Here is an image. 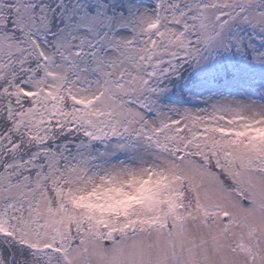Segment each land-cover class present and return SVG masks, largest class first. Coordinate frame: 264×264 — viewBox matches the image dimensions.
Segmentation results:
<instances>
[{
  "label": "snow or ice",
  "instance_id": "snow-or-ice-1",
  "mask_svg": "<svg viewBox=\"0 0 264 264\" xmlns=\"http://www.w3.org/2000/svg\"><path fill=\"white\" fill-rule=\"evenodd\" d=\"M0 264H264V0H0Z\"/></svg>",
  "mask_w": 264,
  "mask_h": 264
}]
</instances>
